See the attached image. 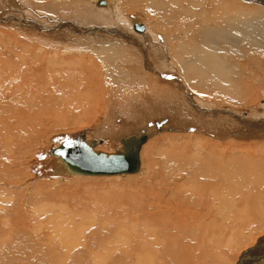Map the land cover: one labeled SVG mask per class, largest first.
I'll use <instances>...</instances> for the list:
<instances>
[{"label":"bare ground","instance_id":"bare-ground-1","mask_svg":"<svg viewBox=\"0 0 264 264\" xmlns=\"http://www.w3.org/2000/svg\"><path fill=\"white\" fill-rule=\"evenodd\" d=\"M119 1H94L96 6H104L101 9L91 6V0H58L51 3L47 2L48 4H38L35 1V5H38L35 11L38 10L40 12L36 11V13L32 8L19 5L16 0H0V23L17 29L28 27L31 24L28 27V32L32 33L33 36H38L37 43L34 41L35 45L32 43V45L26 47L24 43L23 49L18 48L22 50L21 52H17V47L15 46L14 51L10 47V49L5 48L7 49V56H0V98L6 100L4 103H0V141H2L3 146L6 143L5 150L10 158H13L10 153L12 155L17 153L16 157L19 151L23 149V146L29 142L28 140L37 139V137L41 136L42 132L44 134L46 130L45 125L47 124L45 121L49 116L62 114L70 119L74 117L72 115L75 111L90 113L91 107L88 108L87 106L91 105V85L94 87V84H96V81L91 82V78L95 80L91 75L93 74L92 72L94 74L97 73L91 71V62L94 60L91 57V50L98 54L95 61H100L106 66L107 74H111L110 77L114 73L118 74V76H120L119 74H129V72L123 71V69H129L128 59L125 60L124 58L125 47L123 46H126L123 44L124 42L129 43L128 45L133 44L143 50L145 49L148 57L156 59L157 63L163 67L162 69L168 72L167 74H170L171 70L175 71L174 68H170L169 55L167 56L168 58L164 56L166 52L168 53L165 48V45L169 42L168 38L175 37V33L167 34L165 33L167 29H165V32L162 29L163 32L160 34L163 33V36H158L161 40L158 42L155 40V33L156 31L159 33V31L154 26L152 27L155 28V32L141 25L136 26L135 29L139 32L145 31L144 33L147 34H141L142 36L137 35V33H134L133 27L128 23L127 19L117 10L116 4ZM128 1L129 4H126V6H129L131 9L142 10V12L144 11L151 18H158L162 21H158L161 23L160 25L165 28L179 21L180 25H187L180 33L181 36L178 40L180 39L181 41L179 40L178 47L174 50L170 48V53L172 61L176 65L175 68L178 66L179 74H182L183 78H180L184 81L186 80V83H191L190 86L195 91H202L214 98H222L221 102L231 107V105H244L245 103L242 101L243 97L253 92L256 87L261 86V83L264 81V7L252 10L237 4H253L259 7L258 5L264 6V0ZM5 2L12 3L10 9L7 8L8 6H5ZM78 4H83L85 8L91 10L87 13L80 11L73 12L68 9L63 12V14L65 13V17L60 16V18L56 17L58 15L52 16L47 14L55 12L59 8L64 9L71 6L77 8ZM105 6L107 7L105 8ZM22 8L23 11H20ZM254 8L256 7L254 6ZM44 12L45 15H42ZM22 13L26 14L25 19L20 18ZM41 16L46 18H42ZM36 17H39L42 25L35 24L36 22L33 20L37 19ZM63 18L68 22H80V28H84V24H87L88 28H91L89 30H92V32L88 33V30H86L87 36L78 40L84 43L88 49L83 50V48L77 46L79 48L78 50L76 49L78 52L67 49L66 51H62L61 48V51L59 49L55 50L56 48L53 51H48L49 49L47 50L42 47L43 45L53 44L55 47L62 45L63 48L69 41V36L66 32L58 33L57 30L58 27L62 26V23L63 25L66 24L62 22ZM174 26L178 25L175 24L172 27ZM98 27H102L103 29ZM77 28L79 29V27ZM41 31L44 33H40ZM73 39L77 42L78 38L75 37ZM163 42L165 43L164 45ZM153 46H155L154 50H152ZM50 49L52 48L50 47ZM127 53L129 52L127 51ZM26 54L31 56L30 60ZM75 55L78 57L70 59L71 56ZM83 55L84 57H82ZM145 69L147 70V68ZM118 76L117 78H119ZM133 79L135 78L133 77ZM135 80L143 82L142 77ZM100 82L102 84V81ZM97 86L99 85L97 84ZM104 86L106 85L104 84ZM95 88L97 89L98 87L95 86ZM100 91L105 92L104 90ZM128 94L131 95V92H128ZM142 95L146 94L142 93ZM199 99H193L190 105L193 111L202 115L200 117L201 120L186 117L187 114L185 113L183 116L178 115L180 118L174 124H170L168 120L163 121L164 123L158 120V122H151L152 126L155 123L159 125L157 128L155 124L151 133L143 130L142 133L131 134L127 138L122 137L119 139L120 145H116L114 151L108 152L109 154L122 150L124 143L132 137L135 139L141 136L145 137L139 146V166L133 174L114 176L76 174L59 156L50 155V151L61 145V142L56 146L52 143V149L47 145L44 150H48V156L51 158L47 155L40 158V162H38L40 169L36 174V179L54 177L51 178L54 181L50 183L37 181V184L33 185L34 187L32 186L34 190L30 189L32 193L30 192L31 194L27 197L26 204L28 202L39 203L47 199L54 200L61 193L63 196V192L66 191L69 192L67 194L68 197L56 198V200H59V204L55 205V208L46 209L41 216L36 217V221L41 219L39 225L46 223L49 226L44 227L42 225L41 230L37 231L36 234L30 235L31 232H28V235L26 233L28 230L24 232V228L26 224H29H25V221V225L22 224V220L25 219L23 216L29 215L32 209L29 203L30 210L25 206L28 210L27 213L25 214L23 210V212H20L21 215L19 214L22 218L20 222H22L21 224L24 227L23 231H18V228L12 230L8 226L0 229V264H249L254 256H257L258 261L263 260L264 251L261 253L259 251L264 248V240L259 242L260 239L255 237L256 233L254 237H251V247H246L247 249L242 248L243 250L239 247L250 240L249 238L244 242L243 236L245 235L242 229H247L251 236L254 231H257V228H262L264 225L263 158L262 160L253 158L251 155L245 157H225L223 152L211 151L210 146L200 149L198 147L200 144L198 146L197 144L195 145V150L193 148L194 152L192 154L185 155L177 153L178 150H175L176 143L171 142L166 144L165 147H161V149H153L152 159L150 157L152 165L146 166V171L144 170L146 172L145 181L138 182L137 180L134 181L135 179H129L134 182L126 181L119 183L117 187L111 188L112 190H103V188H100V191L96 190V188L98 189V187L105 185V180L96 179L98 177L115 178L116 176L127 177L126 175L139 174L143 169V153L148 149L144 146L151 138L150 135L153 137L156 131L161 132L163 129L169 130V128H173L170 129V132L173 131L171 132L172 135L178 133L177 135L182 136L181 132H185L184 134H186L187 129H189L188 131L191 132H188L189 136L193 137L195 136L194 130H196L193 126L196 125L199 128L204 127L208 129L203 130V128H198L204 132L203 134L209 132V134L213 135L212 139L215 136L216 140L218 138L226 140L230 136L235 139L242 138L248 140L257 137L256 135L264 131V105L260 106L262 103L255 105V110L257 109L256 118L260 120L254 122L256 118L252 117L255 116V112L251 116L244 113L236 115L241 112L226 107L217 109L213 104L204 103ZM185 100L187 103L191 102L188 97H185ZM170 101L173 105H179V99L177 101L170 99ZM152 102L149 95L145 96L144 102L142 100L138 102L129 101L128 103H131V108L129 107L130 112L125 117L119 116L118 109L112 103V105L109 104L107 116L104 117L107 119V124L103 123L98 126L96 134L99 137H104V141H108L106 143L109 145L110 143H115L114 139L130 134L135 129H138L139 122H145L143 120L148 117L151 119L156 115L155 113H159V110H162V113L168 111L165 106ZM176 106H173V108ZM175 109L177 110V107ZM242 117L244 118L242 119ZM112 122L117 123L120 128L115 129L116 127ZM235 122H238L239 125ZM243 122L250 123L254 128H244L240 130V133L236 132L234 129L239 128ZM73 125L74 123H71L72 127ZM151 125L150 127H152ZM206 125H212L214 128H211L212 126L208 128ZM176 128L179 132H177ZM90 131L88 130L79 134L84 135L86 143L90 144L94 153L101 152L108 154L104 152L105 150H98L102 141L95 139L89 142L87 140L90 136ZM202 132L198 131L197 134H202ZM241 133H244V137L241 136ZM169 135L167 134V136ZM185 136L187 138V135ZM259 137L261 139L264 138L263 136ZM73 138L70 137L62 142H70ZM263 143L258 144L262 146ZM31 145L34 146L32 143ZM121 145L122 148L120 147ZM27 146L28 144L25 147ZM187 146L190 145L188 144ZM184 147L182 146L181 150H184ZM197 147L198 149H196ZM73 151L76 153L75 151L77 150L74 149ZM27 152L29 153V151ZM8 159L4 158L3 162H0V165L6 170H9L13 163L16 166L15 163L18 161L16 159L12 163ZM19 162L20 159L17 163ZM19 168L17 172H19ZM1 169L0 172L3 171ZM14 174L17 175L16 173ZM151 174L157 177L151 176ZM71 177H83L85 180L92 178L94 180L91 179L84 182L81 180L83 183L78 180L75 183H69L68 181L71 180ZM3 179L6 178L4 177ZM12 179L14 180V178ZM62 180L64 181L61 184ZM117 181L115 182L118 183ZM0 182L4 183L2 179ZM21 183L25 182L22 181L19 185ZM9 184L12 185L10 182ZM26 185L30 186L29 180L28 184H25V187ZM15 186L17 185L15 184ZM248 188H250L249 191ZM25 194L23 193L21 199L17 197L20 199V202H23L22 198L26 196ZM6 202L3 208L6 207ZM22 205L19 204V208ZM62 206L65 207L64 210L60 209ZM239 210H244V213L241 211L239 214ZM254 212H256L255 215L252 214ZM15 213L17 214V212ZM85 216L88 219H85ZM91 216L93 217L92 219ZM26 217L28 218L29 216ZM5 219L8 218L5 217ZM5 219L3 220L5 221ZM4 221L3 223H5ZM56 221L59 223L64 222L63 224L68 226V228L65 225L64 227L69 231L63 235L51 231L52 233L46 236L47 233L43 232L44 229H50V225L57 224ZM0 222L2 223V220ZM20 222L17 219L16 223L20 224ZM235 222L239 224L235 225ZM82 224H90L91 228L87 230L80 226ZM251 224L254 225L251 226ZM28 227L30 228V225ZM257 235L259 236L260 233ZM237 251L239 252L237 253ZM130 257L136 260H131L129 259Z\"/></svg>","mask_w":264,"mask_h":264},{"label":"rangeland","instance_id":"rangeland-1","mask_svg":"<svg viewBox=\"0 0 264 264\" xmlns=\"http://www.w3.org/2000/svg\"><path fill=\"white\" fill-rule=\"evenodd\" d=\"M18 1V2H17ZM35 1L39 4V3H42V4H46L47 2L48 3H51V2H53V1H58V0H45V1H43V0H23V1H21V0H16V2L19 4V5H21V6H23V5H25V7L26 8H32L33 9V11H35V8L38 6V5H35ZM59 1H61V0H59ZM63 1H70V0H63ZM78 1H89V0H78ZM94 1H96V0H91V6H96L95 4H94ZM108 1H110V2H113V1H116V0H108ZM122 2V3H121ZM12 3H13V1H12ZM11 2L10 3H8V2H5L4 4H5V6H8L7 8H9L10 9V5L12 4ZM47 3V4H48ZM234 3V2H233ZM126 4H129V1L127 0H120L119 2H118V4H116V6H117V10H119V12L121 13V15L123 16V17H125L126 19H127V21H128V23L133 27L132 29H133V31H134V33H137V35H141V34H147V33H144L145 31H143V32H139V31H137L136 29H135V27L136 26H141V25H144V26H146V27H148L150 30L152 29V31H154L155 32V28H156V30H158L159 31V33L156 31V33H155V40L156 41H158V42H160L161 40L158 38V36H160V35H162V34H160L161 32H163V30L162 29H164V32H165V29H167L166 30V32L165 33H167V34H170V33H175V37H169L168 39H169V42L165 45V48H166V50L168 51V53L166 52L165 54H164V56L165 57H167L168 55V57H170L169 59H170V68H174L175 69V71L174 70H171V72H170V74H167L168 72L166 71V70H164V69H162L163 67L161 66V65H159L158 63H157V61H156V59H153L152 57H148V54H146V50L144 49H141V48H139V47H136V45H128L127 44V42H124L123 44L124 45H126V46H123V47H125L124 49V51H125V53H124V58H125V60H127L128 61V68L130 69H123V71L124 72H129V74H127V75H123V74H119L121 77H123V78H121L120 76H118V74H116V73H114V74H112V76L110 77V75L111 74H107V71H106V66L104 65V64H102V62H100V61H95V60H97V56H98V54L95 52V51H93V50H91V57H93V59L94 60H92V62H91V66L93 67L94 66V68H92L91 67V71H95V72H97L96 74H94V72H92L91 74V77H94V79L95 80H93V78H91V82H95L96 84H94V87L96 86V87H98L97 89L95 88L94 89V87H93V85H91V105H89V106H87L88 108H90L91 107V111L90 110H88V111H90V113L89 112H86V111H82V112H78V111H75L74 113H73V115L72 116H74V117H72V118H66V116L65 115H55L54 113H51V114H54V115H52V117H48V119L45 121L46 123V125H45V127H46V132L44 131V134H43V132L41 133V136L40 137H37V139H35V138H33V139H31V140H28L29 142H27L26 143V145L28 144V146L27 147H25V146H23V149L21 150V151H19V153H18V155L15 157V155L17 154V153H15L14 155H12L11 153H10V155L13 157V158H10V156H9V154L6 152V150H5V144L6 143H4V146H3V143H2V141H0V144H1V146H0V151H2L1 153H0V162L2 163L3 161L2 160H4V158L5 159H8V160H10V161H12V163H13V161L14 160H18L19 161V159H20V164H22V165H20L19 163H17L16 161V163L18 164H16L15 163V165L17 166H14V163H13V165L12 166H14V167H12L11 166V168L9 169V170H6V169H4V167H2L1 165H0V167L2 168H0L1 170H3L2 172H4V170H6L4 173H2V172H0V174H2V175H4V176H2V175H0V180L2 179L3 180V182L4 181H6V179H8L6 182H4V183H2V182H0V190L2 191H0V219L2 220V223L0 224V227H2V228H0V229H4L5 227H11L12 228V230H16L17 228V230L18 231H23L22 229L24 228L23 226H22V224L23 225H25L26 223H28L29 225H30V228L28 227L29 225H25L26 227V229L24 228V232L25 231H27L26 233L29 235V233H30V235H32V234H36L37 233V231H40L41 229L40 228H42V225L45 227H49L48 225H46V223H43L42 225L40 224L39 225V223H41V219H39L38 221H36L37 219H36V217H39V215L41 216L42 214H43V212L44 211H46V209H49V208H55V205H58L59 204V200H56V198H59L60 199V197H68V193L69 192H63V196H62V193L58 196V197H56V198H54V200H44V201H41V202H39V203H37V202H35V203H29L31 206V210H30V207H29V205H28V203L26 204V199H27V197L32 193V191H30V189L31 190H34V186L33 185H36L37 184V181L38 182H43V183H50V182H52V181H54V180H51V178H54V177H51V178H49V177H47V178H39V180L38 179H36V174H37V172L39 171V169H40V167H39V165H38V162H40V158H43V157H45V155H47L48 156V150L47 151H45L44 150V148L45 147H47V145H48V147L50 148V149H52V147H53V145L54 146H56V145H59V143L60 142H62L63 140H66V139H68V138H70V137H74L75 135H77V134H79V133H83V132H86V131H88V130H91L90 132V136L87 138V140H89V142H91L92 140H95V139H98V141H102V143L100 144V146L98 147V150L100 149L101 151H104V152H106V153H108V152H111V151H114V148H115V146L116 145H120V142H119V139L120 138H127L128 136H131V134L132 135H134V134H139V133H142V131L143 130H146L145 132H149V133H151V130H153V127H154V125L156 124V127L158 128V123H152V124H154L153 126L151 125V122H158V120H160L161 122H163V121H170V124H174L175 123V121H177V120H179V116H183L185 113L187 114V116L186 117H193V118H198V119H200V117H202V115H199L197 112H195V111H193L192 110V108H191V105H190V103H192L193 102V99L194 100H198L199 98V100L200 101H202V102H204V103H211V104H213L214 105V107L215 108H221V107H226V108H230V109H233V110H235V111H237V112H241V113H239V114H236V113H234V114H236V115H241V114H248V116H251L252 114H254V112H255V116L254 117H252V118H256L257 117V109L255 110V108H256V106L255 105H259V104H261L260 106L262 107V105H264V96H262V95H264V81L261 83V86H258V87H256V89H254V91L253 92H251V93H249V95L250 94H252V95H247V96H245V97H243V103H245L244 105L242 104L241 106L240 105H236V106H232L231 105V107H229L230 105H228V104H224V103H222L221 101V99L220 98H214V97H212V96H208L207 94H205V93H203L202 91H195L193 88H192V86H190L191 85V83H186V80L184 81L183 79H181L180 77H182V74H179L180 73V71H179V69H178V66L175 68V63L172 61L173 59H172V57H171V53H170V48H171V50H174V49H176L177 47H178V42H179V40H178V38L181 36V31L184 29V28H186V24H182V25H180L179 23H180V21L178 22V23H175L176 25H178V26H174V27H172L173 25H175V24H173V25H171L170 27H168V28H170V29H168V28H165L164 26H162V25H160L161 23H159L161 20H159L158 18H151V17H149V16H147V14L143 11L142 12V10H137V9H131L129 6H126ZM235 4V3H234ZM237 4V3H236ZM243 5L244 7H246V8H249V9H257V8H259V9H262L264 6H260V5H258L259 7H257L256 5H253V4H241V3H238L237 5ZM253 6V7H252ZM254 6L256 7V8H254ZM99 8V9H101V8H103L104 6H96L95 8ZM107 6H105V8H106ZM127 7V8H126ZM129 7V8H128ZM262 7V8H261ZM38 8V7H37ZM97 8V9H98ZM121 8V9H120ZM31 9V10H32ZM68 9H70V10H72L73 12H75V11H80V12H89L90 10H88L87 8H85V5H83V4H78V6H77V8H75V6H71V7H69V8H64V9H61V8H59V9H57L55 12H51V13H47V14H49V15H52V16H56V15H58V16H56V17H58V18H60V16H62V17H65V13L63 14V12H65L66 10H68ZM44 10V9H43ZM84 10V11H83ZM96 10V9H95ZM131 10V11H130ZM20 11H23V8L20 10ZM37 12H39L38 10H36ZM35 11V12H36ZM60 11V12H59ZM62 11V12H61ZM31 12V11H30ZM36 12V13H37ZM43 12V11H42ZM124 12V13H123ZM11 13L13 14V12L11 11ZM40 13V12H39ZM54 14V15H53ZM42 15H45V12L42 14ZM139 15V16H138ZM25 17H26V14L25 13H22L21 14V16H20V18H22V19H25ZM28 17V16H27ZM42 18H46V17H44V16H41ZM61 17V18H62ZM145 17H148L149 19H150V22H149V19L148 18H145ZM31 18V17H30ZM37 19H35V20H33L34 22H36L35 24H38V25H42V22H40L39 20V17H36ZM33 19V18H32ZM155 19H157V20H155ZM64 20V21H63ZM152 21H153V23H152ZM159 21V22H158ZM62 22H64V23H66V24H64L63 25V23H62V26H60V27H58V33H61V32H66V34L69 36V41L63 46V48H62V45H60V46H56L55 47V45H51V44H47V45H43L42 47H44L45 49H49L48 51H53V49L54 48H56L55 50H58L59 49V51H61L60 50V48L62 49V51H66V49L67 50H69V51H73L74 50V52H78L77 50L79 49L78 47H80V48H83V50L84 49H88V48H86L85 47V44L84 43H81L80 41H78V40H80L81 38H85L86 36H87V34L89 33V32H92V30H89V29H91V28H88V26H87V24H84V28H80V22H72V21H67L66 19H62ZM134 22V23H133ZM162 22V21H161ZM71 23V24H70ZM77 23V24H76ZM152 23V24H151ZM30 25L31 24H29L28 25V27H30ZM71 25H73V26H75V27H72ZM77 25V26H76ZM97 25V24H96ZM158 25H159V27H158ZM36 26V25H35ZM152 26H154V27H152ZM28 27H22V28H19V29H17V28H13V27H7L6 25H4V24H2V23H0V56H7V54H6V50L10 47L11 49H13L12 51H14L15 49V47H17V49H16V51L17 52H21L22 50H19L18 48H20V49H23V44L24 45H26V47L27 46H29V45H32V43H33V45H35L34 43V41H36V43H37V39H38V36H33V34L32 33H29L28 32ZM69 27V28H68ZM77 27H79V29L77 28ZM97 27V26H96ZM152 27V28H151ZM157 27H158V29H157ZM161 27V28H160ZM26 28V29H25ZM66 28H68V29H66ZM71 28H72V30H71ZM86 28V29H85ZM98 28H101V29H103L102 27H98ZM97 28V29H98ZM22 29H25V30H22ZM61 29V30H60ZM85 29V30H84ZM92 29H94L93 27H92ZM162 31H161V30ZM65 30V31H64ZM84 30V32H82ZM86 30H88V33H87V31ZM137 31V32H136ZM168 31V32H167ZM28 32V33H27ZM76 32V33H75ZM40 33H44L43 31H41ZM79 35H78V34ZM86 33V34H85ZM32 34V35H31ZM154 34V33H153ZM80 36V37H79ZM142 36V35H141ZM163 36V35H162ZM70 37H72V38H70ZM75 37H77L78 39H77V42H76V40L75 39H73V38H75ZM177 41H176V40ZM75 40V41H74ZM174 40V41H173ZM74 41V42H73ZM91 41H93L92 39H91ZM181 41V40H180ZM175 42V43H174ZM71 44V45H70ZM165 43L163 42V45H164ZM168 44H169V46H168ZM175 44V45H174ZM15 46V47H14ZM78 46V47H77ZM50 47L52 48V49H50ZM173 47V48H172ZM175 47V48H174ZM5 48H7V49H5ZM9 48V49H10ZM77 49V50H76ZM155 49V46H153L152 47V50H154ZM169 49V50H168ZM86 51H88V50H86ZM127 51L129 52V53H127ZM141 52V53H140ZM144 52V53H143ZM60 53V52H59ZM89 53V52H88ZM143 53V55H141ZM77 54V53H76ZM96 56H95V55ZM130 54V55H129ZM26 56H27V58L30 60V57L31 56H29V55H27L26 54ZM67 56H69V55H67ZM95 56V57H94ZM76 57H78V56H71V58L70 59H72V58H76ZM82 57H84V55L82 56ZM130 59H129V58ZM167 57V58H168ZM96 58V59H95ZM136 59V61H135V59ZM133 59V60H132ZM144 59H145V61H144ZM12 60H14V59H12ZM132 61V62H131ZM151 63H149V62ZM156 61V62H155ZM142 62H144V63H142ZM100 63V64H99ZM141 63V64H140ZM148 65H147V64ZM155 63V64H154ZM96 64V65H95ZM98 64V65H97ZM143 64V65H142ZM153 64V65H152ZM105 67H104V66ZM143 66H144V68H143ZM148 66H149V69H148ZM150 66H153V67H150ZM100 67V68H99ZM102 67V68H101ZM145 68H147V70L145 69ZM95 69V70H94ZM99 69H100V71H99ZM145 69V70H144ZM150 70V71H149ZM138 71V72H137ZM155 71V72H154ZM140 72V73H139ZM153 72V73H152ZM144 73H145V75H144ZM154 73H156V74H154ZM179 75H178V74ZM103 74V75H102ZM135 74V75H134ZM141 74H143V75H141ZM157 74H159V75H157ZM174 74V75H173ZM95 75H97V76H95ZM108 75V76H107ZM115 75H116V77H115ZM131 75V76H130ZM175 75H176V77H175ZM114 76V77H113ZM117 76L119 77V78H117ZM96 77V78H95ZM100 77H102V78H100ZM127 77V78H126ZM132 77V78H131ZM133 77L135 78V79H141V77H142V81L143 82H138V81H136L135 79H133ZM175 77V78H174ZM108 78V79H107ZM121 78V79H120ZM126 78V79H125ZM155 78H156V80H155ZM183 78V77H182ZM118 79V80H117ZM130 79H131V81H130ZM147 79V80H146ZM167 79V80H166ZM105 80V81H104ZM127 80V81H126ZM129 80V81H128ZM150 80V81H149ZM152 80H154V81H152ZM159 80V81H158ZM177 80V81H176ZM100 81H102V84H101V82ZM103 81H104V84L106 85V86H104V84H103ZM122 81V82H121ZM100 82V83H99ZM151 84H150V83ZM155 82V83H154ZM160 82V83H159ZM169 82V83H168ZM149 83V84H148ZM154 83V84H153ZM180 83V84H179ZM250 83H252L251 81H250ZM92 84V83H91ZM97 84L100 86H97ZM125 84V85H124ZM129 84V85H128ZM148 84V85H147ZM101 85H102V87H101ZM108 85V86H107ZM123 85H124V87H123ZM146 85V86H145ZM156 85V86H155ZM177 85H179V86H177ZM145 86V87H144ZM148 86V87H147ZM92 87H93V89H92ZM111 87V88H110ZM120 87V88H119ZM122 87H123V89H122ZM102 88H105V89H102ZM109 90H108V89ZM114 88H116V89H114ZM144 88V89H143ZM147 88V89H146ZM178 88V89H177ZM172 89V90H171ZM191 89V90H190ZM193 89V90H192ZM94 90V91H93ZM100 90H104L105 92H103V91H100ZM156 90V91H155ZM175 90V91H174ZM93 91V92H92ZM152 91V92H151ZM161 91V92H160ZM174 91V92H173ZM102 92V93H101ZM128 92H131V95L130 94H128ZM148 92V93H147ZM185 92V93H184ZM201 92V93H200ZM94 93V94H93ZM142 93H145L146 95H149L150 97H151V101H153L152 103H154L155 104V102H157V104L158 105H162V106H165L166 107V109L168 110V111H165V112H163L162 113V110H159V113L157 112V113H155L156 115H154L151 119L148 117L147 119H145V120H143V121H145V122H139V124L141 125H139L138 124V129H139V131H138V129H135V131H133L132 133H130V134H127V135H123V136H120L119 138H116V139H114L115 140V143H110L109 145H108V143H106V142H108V141H104V137H99V135H97L96 134V132H97V129L99 128L98 126H100V125H102L103 123H105V124H107V122H106V120L107 119H105L104 117L105 116H107L106 115V113H107V111H108V109H109V104L110 105H114L117 109H118V112H119V116H121V117H125L126 116V114H128L130 111V108H131V103H128L129 101H135V102H138L139 100H142V102H144L145 101V96L146 95H142ZM172 93V94H171ZM182 93H184V94H182ZM196 93V94H195ZM261 93H263V94H261ZM171 94V95H170ZM182 94V95H181ZM200 94V95H199ZM70 95V94H69ZM162 95H163V97H162ZM173 95V96H172ZM175 95V96H174ZM187 95V96H186ZM108 96V97H107ZM177 96H178V98H177ZM207 96V97H206ZM249 96V97H248ZM257 96V97H256ZM70 97V96H69ZM101 97V98H100ZM185 97H188L189 98V100L191 101V102H188L187 103V101L185 100ZM247 98V99H246ZM249 98V99H248ZM251 98V99H250ZM92 99H94L93 101H92ZM170 99H172L173 101H177V99H179V101H178V103H179V107L178 106H176V105H173L172 103H171V101H170ZM176 99V100H175ZM220 99V100H219ZM244 99H245V101H244ZM109 100V101H108ZM256 100V101H255ZM6 100L5 99H3V98H0V103H4ZM95 101V102H94ZM214 101V102H213ZM98 103V105H96ZM112 103V104H111ZM219 103V104H218ZM128 105V106H127ZM173 106H176L177 107V110L175 109L176 107H174L173 108ZM130 107V108H129ZM165 107H164V109H165ZM175 109V110H174ZM178 111V112H177ZM78 112V113H77ZM142 112V111H141ZM96 113V114H95ZM50 114V115H51ZM122 114H124V115H122ZM159 114V115H158ZM177 117H176V116ZM179 115V116H178ZM102 116V117H101ZM158 116V117H157ZM163 117V118H162ZM174 117V118H173ZM177 119H176V118ZM185 117V118H186ZM239 118H241L240 116H238ZM56 118H58V119H56ZM75 120H74V119ZM244 117H242V119H243ZM60 119V120H59ZM63 119H65V120H67L66 122H64L65 120H63ZM166 119V120H165ZM175 119V120H174ZM52 120V121H51ZM62 120V121H61ZM174 120V121H173ZM201 120V119H200ZM260 119H258V118H256L255 120H254V122H257V121H259ZM148 121V122H147ZM159 121V122H160ZM49 122V123H48ZM54 122V123H53ZM77 122V123H76ZM82 122V123H81ZM188 122H191V121H188ZM71 123H74V125H73V127L71 126ZM147 125H146V124ZM164 123V122H163ZM211 123V122H210ZM235 123H238V122H235ZM51 124V125H50ZM77 124V125H76ZM112 124H114V126L116 127H114L115 129H119L120 127H118L119 125L117 124V123H113L112 122ZM68 127H67V126ZM144 125V126H143ZM150 125L152 126V127H150ZM238 125H239V123H238ZM53 126V127H52ZM97 126V127H96ZM143 126V127H142ZM206 126H208V128H210L212 125H206ZM210 126V127H209ZM59 127V128H58ZM166 127V126H165ZM50 128V129H49ZM193 128H195L196 130H194L195 132H194V135L195 136H189V133H191V132H189L188 130L189 129H187V133L186 134H184L185 132H181V133H179V134H181L182 136H180V135H177L178 133H176V135H177V137H175L176 135H172L171 134V132H173V131H171L170 132V129H173V128H169V130H165V129H163V131H161V132H157L156 131V133L155 134H153V137L150 135V139H149V141H148V143H146V145L144 146L147 150H146V152H144L143 153V169H142V171L139 173V174H137V175H126L127 177H125V176H116L115 178H108V177H98V178H96V179H98V180H105V185L103 186V187H98V189L96 188V190L97 191H100L101 189L100 188H103V190H106V189H109V190H112L113 189V187L115 188V187H117L118 185L117 184H119V183H124V182H130V181H132V180H129V179H135L134 181H140V182H143V181H145V176H146V166L148 167V166H151L152 164H151V159H152V155H153V149L155 148H158V149H161V147L163 148V147H165V145L166 144H169V143H171V142H173V143H176L175 145H176V148H175V150L177 151L178 150V152L177 153H183V154H185V155H190V154H192V152H194V150H195V145L197 144V146L201 149H204V147H206L207 146V148H208V146H210V150L211 151H218V152H223V154H225V157H230V158H232V157H245V156H248V155H251L253 158H258V159H261L262 160V158L264 159V138L263 139H261L259 136H263L264 137V131H261L260 133H259V135H256L257 137H255V138H251V139H248V140H245V139H242V138H238V139H235V138H232V136H230V137H228V138H226V140H224V139H222V138H218V140H216L217 138H215V136H214V139H212L213 138V135L212 134H209V132L207 133V132H205L206 134H203L204 132H202V130H199V129H202L203 128V130H208V129H205L204 127H202V128H199L198 126H196V125H194L193 126ZM199 128V129H198ZM211 128H214L213 126L211 127ZM244 128H254L250 123H248V122H243V123H241V125L239 126V128H236V129H234L236 132H239L240 133V130L241 129H244ZM48 129V130H47ZM177 129V128H176ZM166 131V132H165ZM168 131H169V133H168ZM198 131H201L202 132V134H203V136H202V134L201 133H198L197 134V132ZM223 131V130H222ZM177 132H179L178 131V129H177ZM189 132V133H188ZM3 133H4V131H3ZM164 133V134H163ZM193 133V132H192ZM43 134V135H42ZM167 134L169 135V136H167ZM184 134V135H183ZM233 134V133H232ZM231 134V135H232ZM185 135H187V138H185L186 136ZM191 135V134H190ZM199 135V136H198ZM209 135H211V136H209ZM220 135V134H219ZM1 136V135H0ZM46 136V137H45ZM180 136V137H179ZM185 136V137H184ZM205 136V137H204ZM241 136L242 137H244V133L242 134L241 133ZM182 137V138H181ZM177 138V139H176ZM178 138H181V139H178ZM211 138V139H210ZM39 139V140H38ZM47 139V140H46ZM185 139V140H184ZM36 140V141H35ZM38 140V141H37ZM220 140V141H219ZM177 141H179V142H177ZM188 141H189V143H188ZM208 141H210V142H208ZM213 141V142H212ZM37 142V143H36ZM216 142V143H215ZM31 143L32 144H34V146L33 145H31ZM52 143H53V145H52ZM183 143V144H182ZM190 145V146H187L188 144ZM204 143V144H203ZM207 143V144H206ZM218 143V144H217ZM262 144L263 143V145L261 146V145H259V144ZM203 144V145H202ZM257 144V145H256ZM201 145H202V147H201ZM3 146V147H2ZM33 148H32V147ZM37 146V147H36ZM113 146V147H112ZM184 147V150H181V147ZM28 147H30V148H28ZM121 148H122V145L120 146ZM169 147V146H168ZM178 147V148H177ZM179 147H180V149H179ZM193 150V148H194V150L192 151L190 148ZM198 147L196 148V149H198ZM261 147V148H260ZM263 147V148H262ZM27 148V149H26ZM189 148V149H188ZM28 149H30V150H28ZM179 150H181V151H179ZM191 150V151H190ZM27 151H29V153L27 152ZM30 151H31V153H30ZM35 151V152H34ZM144 151V150H143ZM183 151V152H182ZM185 152V153H184ZM1 154H2V156H1ZM31 154V155H30ZM109 154V153H108ZM145 154V155H144ZM243 154V155H242ZM24 155V156H23ZM28 155V156H27ZM227 155V156H226ZM238 155V156H237ZM23 156V157H22ZM41 156V157H40ZM146 156V157H145ZM31 157V158H30ZM49 157V156H48ZM150 157H151V159H150ZM261 157V158H260ZM26 158H28V159H26ZM30 158V159H29ZM49 158H51V157H49ZM23 161H22V160ZM26 160V161H25ZM146 161V162H145ZM22 162V163H21ZM25 162V163H24ZM147 163V164H146ZM22 166V167H21ZM20 167V168H19ZM36 167V168H35ZM38 167V168H37ZM19 168V172H17V169ZM21 170V171H20ZM145 170V171H144ZM12 171V172H11ZM15 171V172H14ZM6 173V174H5ZM14 173H16L17 175H15ZM22 173H23V176H22ZM9 174V175H8ZM19 174H20V176H19ZM9 177H8V176ZM12 175H13V177H12ZM144 175V176H143ZM153 174H151V176H152ZM22 176V177H21ZM30 178H29V177ZM32 176H33V178H32ZM153 176H156V175H153ZM6 178V179H3V178ZM20 177V178H19ZM28 177V178H27ZM35 177V178H34ZM157 177V176H156ZM12 178H14V180L12 179ZM18 178H19V180H18ZM25 178V179H24ZM143 178V179H142ZM36 180V183H35V180ZM71 180L70 181H68L69 183H75V182H77L78 180H82L83 182L84 181H87V180H91L90 178H87L86 180H85V178H83V177H71L70 178ZM117 179H119L118 181H117ZM157 179V178H156ZM155 179V180H156ZM12 180V181H11ZM16 180V181H15ZM25 180V181H24ZM28 180H29V182H30V186L29 185H26V187H25V184L27 183L28 184ZM34 181V182H32V181ZM92 180H94V179H92ZM117 181L118 183H116L115 181ZM143 180V181H142ZM159 180V179H158ZM25 182V183H21L20 185H19V183L20 182ZM63 181L64 180H62L61 181V184L63 183ZM81 181V183H83ZM134 181H132V182H134ZM12 183V185L11 184H9V185H11V186H9L8 185V183ZM13 182H15V183H13ZM32 182V183H31ZM107 182H109V183H107ZM138 182H137V184H138ZM6 183V184H5ZM116 183V184H115ZM136 183V182H135ZM14 184V185H13ZM15 184L17 185V186H15ZM112 184V185H111ZM115 184V185H114ZM140 184H142V183H140ZM7 185V186H6ZM3 186H4V188H3ZM13 186H15V187H13ZM21 186V187H20ZM33 186V187H32ZM112 186V187H111ZM6 187V188H5ZM9 187V188H8ZM29 187V188H28ZM110 187V188H109ZM264 187V186H263ZM20 188H22V189H20ZM28 190H27V189ZM112 188V189H111ZM17 189V190H16ZM26 189V190H25ZM249 189L250 188H248V191H249ZM4 190V191H3ZM11 191V192H10ZM28 191V192H27ZM9 192V193H8ZM18 192V193H17ZM31 192V193H30ZM250 192H252V193H254L253 191H250ZM8 193V194H7ZM13 193V194H12ZM15 193H17V194H15ZM19 193H21L20 195H19ZM23 193L25 194V193H28V194H25L26 196H24L23 198H22V201L24 202H20V199H21V197L23 196ZM249 193V192H248ZM252 193H250V194H252ZM15 195V196H14ZM16 195H19V196H16ZM2 197H4V198H2ZM10 197V198H9ZM16 199H15V198ZM17 197H19L20 199H18ZM4 199V200H3ZM10 199H11V201H10ZM25 199V200H24ZM8 200V201H7ZM7 201V202H6ZM71 201V200H70ZM1 202H2V204H1ZM5 202H6V207H4L3 208V206H5ZM9 202H10V204H9ZM13 203V204H12ZM14 203H17V204H14ZM20 205H22L21 206V208H19L20 206H18L19 204ZM4 204V205H3ZM11 204H12V206H11ZM11 207H10V206ZM17 206L16 207V209H15V206ZM28 205V206H27ZM35 205V206H34ZM14 206V207H13ZM29 208L28 210H30V214L28 215V214H26L27 213V208ZM12 208L11 210H12V212H11V210H10V208ZM26 208V209H25ZM64 206H62V207H60V209L61 210H64ZM69 208V207H68ZM20 209V211L18 212V210ZM22 209V210H21ZM2 210V211H1ZM14 210H15V212H17V214L14 212ZM23 210H24V213L26 214V215H24L23 216V218H25L24 220H22V218L19 216V214L21 215V213L20 212H23ZM238 210V209H237ZM236 210V211H237ZM3 211H5L4 213H6V214H4L3 213ZM241 211L242 210H239V214L241 213ZM10 212H11V214H10ZM243 213H244V210L242 211ZM12 213H13V215H12ZM29 213V212H28ZM35 213V214H34ZM237 213H238V211H237ZM255 213L256 212H254V213H252V214H254L255 215ZM37 214V215H36ZM2 215V216H1ZM31 215V216H30ZM33 215V216H32ZM35 215V216H34ZM13 216V217H12ZM26 216H29L28 218L30 219H28ZM5 217L6 218H8V219H5ZM16 218V219H15ZM20 218V219H19ZM93 217L91 216V219H92ZM3 219H5V221L3 220ZM17 219L19 220V222L22 220V222H20V224H17L16 223V221H17ZM26 219H28V220H26ZM32 219V220H31ZM34 219V220H33ZM85 219H88L86 216H85ZM0 220V221H1ZM8 220V221H7ZM16 220V221H15ZM3 221L5 222V223H3ZM24 221H25V224H24ZM33 221V222H32ZM36 221V222H35ZM12 222H13V224H12ZM30 222V223H29ZM57 222V224L56 225H50V229H44V233L46 232L47 234H46V236H48L50 233H52V232H54V233H57V234H65V233H67L68 231H67V228H68V226H66L65 224H63V223H59L58 221H56ZM16 223V224H15ZM37 223H38V225H37ZM239 223H236L235 222V225H238ZM14 225V226H13ZM18 225V226H17ZM60 225V226H59ZM64 225L67 227H64ZM254 224H251V226H253ZM17 226V227H16ZM21 226H22V228H21ZM32 226V227H31ZM40 226V227H39ZM59 227V228H57V227ZM80 226H82V227H84L85 229H87V230H89V228H91V225L90 224H88V225H84V224H82V225H80ZM4 227V228H3ZM36 227V228H35ZM38 228V229H37ZM34 229V230H33ZM259 229V230H258ZM54 230V231H53ZM65 230H66V232H65ZM48 231H49V233H48ZM52 231V232H51ZM242 231H243V234L245 235V236H243V239H244V242L246 241V240H248L249 238H250V242L248 243H243L241 246H239L240 247V249H247L248 247H251L252 245L250 244V243H252V241H251V237H254V234L256 235L255 237H257V238H259L260 240H259V242L262 240H264L263 238H264V225L262 226V228H257V231H254V233H253V235H251L250 236V233H249V231L247 230V229H245V230H243L242 229ZM29 232V233H28ZM33 232V233H32ZM248 232V233H247ZM260 233V235L258 236L257 234H259ZM76 233V232H75ZM262 233V234H261ZM72 234V233H71ZM258 240V239H257ZM258 242V241H257ZM258 242V243H259ZM250 244V245H249ZM239 247H238V250H239ZM247 247V248H246ZM255 248V247H254ZM242 249V250H243ZM263 250H260L259 252L261 253V252H263L264 251V248H262ZM241 251V250H240ZM239 251H237V253H238ZM259 253V254H260ZM127 254H129L128 252H127ZM252 258V257H251ZM129 259H131V260H136L135 258H133V257H130ZM253 260H251L250 262L251 263H249V264H261L262 263V261H264V259L263 260H259L258 261V258H257V256H254L253 258H252ZM256 259V261H254ZM262 264H264V263H262Z\"/></svg>","mask_w":264,"mask_h":264},{"label":"water","instance_id":"water-1","mask_svg":"<svg viewBox=\"0 0 264 264\" xmlns=\"http://www.w3.org/2000/svg\"><path fill=\"white\" fill-rule=\"evenodd\" d=\"M159 126V125H158ZM145 139L141 136L126 141L122 150L114 154L94 153L84 135H76L70 142H61L50 151L51 156H59L76 174L88 176H114L133 174L139 166V146ZM94 144V143H93ZM74 149L76 153H74Z\"/></svg>","mask_w":264,"mask_h":264}]
</instances>
